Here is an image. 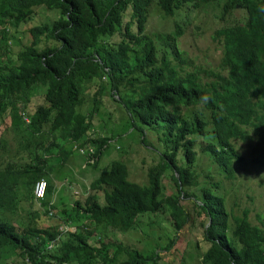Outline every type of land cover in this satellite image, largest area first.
Masks as SVG:
<instances>
[{
  "label": "trees",
  "instance_id": "16d2710c",
  "mask_svg": "<svg viewBox=\"0 0 264 264\" xmlns=\"http://www.w3.org/2000/svg\"><path fill=\"white\" fill-rule=\"evenodd\" d=\"M209 5L218 7L210 34L218 54L214 63L196 65L177 38L186 20ZM40 6L56 11L50 23H31ZM153 11L170 21L167 30H152ZM11 29L20 35L15 52ZM39 87L41 100L31 104L30 91ZM106 99L124 112L122 133L130 129L141 143L146 131L155 133L157 146L148 148L155 160L143 185L127 179L121 161L100 168L70 211L61 209L76 223L75 232L61 238L50 220H42L55 206L48 200L50 175L74 151L96 166L108 138L90 136ZM1 126L37 142L28 140L23 154L0 156V260L16 255L31 264H158L154 250L144 255L102 237L131 229L139 215L167 212L173 235L203 218L193 241L202 249V264H264V208L250 217L251 209L236 200L235 184L239 166L264 169V0H0ZM238 143L249 149L248 158ZM198 152L214 166L201 170V179ZM166 172L174 190L167 195L161 182ZM39 179L45 194L34 204L31 189ZM227 190L234 197L229 205ZM174 239L159 250L170 251ZM119 253L124 258L117 260Z\"/></svg>",
  "mask_w": 264,
  "mask_h": 264
},
{
  "label": "rangeland",
  "instance_id": "374dc122",
  "mask_svg": "<svg viewBox=\"0 0 264 264\" xmlns=\"http://www.w3.org/2000/svg\"><path fill=\"white\" fill-rule=\"evenodd\" d=\"M218 7L215 5H209L206 12L193 14L189 20L182 25L183 32L177 38L178 45L183 49L187 56L195 57L193 63L196 65H203L204 60L214 63L218 54V51L214 50L215 43L211 42L210 34L217 25ZM33 18L31 23H50L57 13L54 10H48L42 6L34 9ZM149 17L150 27L152 30L158 29L160 31L167 30V25H170L166 19L161 18L155 14ZM184 14L177 15L176 21L183 19ZM9 30V27H8ZM11 29L10 34L13 33ZM15 38L9 39L10 50L15 52L18 49L20 42V35L14 32ZM26 40L23 38L21 42ZM204 59V60H203ZM202 75V73H200ZM204 76V74L202 75ZM44 88L39 87L34 91H30L31 104H37L40 102V93ZM34 94V95H33ZM32 108V107H31ZM99 119L93 121L94 130L93 136L90 138H108V144L98 157L96 166L92 168L89 164H84L85 160L89 156L87 154H79L74 151L63 165L57 166L53 175H50V184L52 192L50 193L51 200H56L55 205L57 207H64L68 209L69 201L71 202L74 197L79 196L89 182L97 175L100 168L109 164L112 160H118L124 163L127 171V179L134 183L143 185L146 183V170L148 165L154 162V154L148 149L151 146H157L155 133L146 131L145 137L146 143H141L138 140L137 135L128 129L122 133L124 128L123 123L121 128L119 126L120 116L124 113L116 106L115 103L106 99L105 107H103ZM0 138L4 141V150H0V156L4 157L9 154H23V146L29 140L32 144L37 142V138L29 136V133L20 131L16 128H3L0 127ZM160 143V142H159ZM161 145V143H160ZM239 152L243 157H249V149L242 143H238ZM89 153L93 151L91 145H85V148ZM194 149H198L195 146ZM196 158V170H199V179L202 178L201 170L205 169V172H212L213 164L209 161L206 152H198ZM212 176V175H211ZM220 178L219 175H213V179ZM236 188L238 190L237 202L239 206H247L251 209L250 217H253L255 213H262L264 208V169L258 166H246L241 165L237 169L236 173ZM202 180H200L201 182ZM164 194L173 193V183L169 177V173H164L161 178ZM225 182V181H224ZM228 188V187H227ZM60 197V200H59ZM97 197L101 199L100 192L97 193ZM234 197L226 193V205L230 204ZM31 200V197H30ZM29 199H23L25 205L29 207ZM32 201V200H31ZM81 201V199H80ZM49 220H58L59 224L64 223V219L57 217L61 214L57 212L50 215V209L48 210ZM203 218H199L195 227L188 228L184 226L179 232L173 235V229L171 228V220L167 212L155 213V214H142L137 216L133 227L125 232L111 231L104 232L103 237L105 240L117 242L123 246H129L137 249L144 255H148L152 250L158 252L159 258L156 259L158 264H202L198 254L202 250L199 245L193 244V241L200 238L201 227L199 222ZM252 219V218H251ZM81 223V222H79ZM178 233V234H177ZM174 244L172 249L168 252L160 251L159 246L166 243L167 239L174 238ZM160 251V252H159ZM183 256V257H182ZM182 259L180 260V258ZM124 255L119 253L116 257L117 260L123 259ZM21 264V259L18 256L9 257L6 256L5 260H0V264ZM146 264H153L146 262Z\"/></svg>",
  "mask_w": 264,
  "mask_h": 264
},
{
  "label": "clouds",
  "instance_id": "9594fccd",
  "mask_svg": "<svg viewBox=\"0 0 264 264\" xmlns=\"http://www.w3.org/2000/svg\"><path fill=\"white\" fill-rule=\"evenodd\" d=\"M80 153L82 154V152H80ZM39 180H43V179H39ZM34 184H33V187L31 189V193H32V197H33V198L31 197V200L33 199L32 202L34 204H39V202L44 198L46 184H45V181H44L45 185H44V191H43V195L42 196H37L35 194V192L33 191ZM59 200H60V197H59ZM55 203H56V200H51L50 199V204H54L55 205ZM70 205H72V201L71 202L69 201V206ZM61 209L65 210L64 207H57L55 205L54 209H50V215L55 214L57 212H60ZM47 210H49V209H47ZM66 210L70 211L69 208L66 209ZM68 211H66V212H68ZM42 214L44 215V211H43ZM47 214H48V211H47L46 215H44V217L42 219V220H44V222L49 221V219H50ZM61 214H63L62 211H61ZM57 217H59V219H61V218L64 219V223L62 222V225H61V224H59L58 220H53V221L50 220V226H52V225L56 226L55 228L57 229L58 232H60L61 238H64V234H66L68 232H72V233L75 232V228H76L75 221H71V219H65L64 216L62 217V215H58ZM40 223H42V222H40ZM57 240H58V236L50 241V243L47 245V249L50 248V250H52L55 247V244H56ZM52 261H53V259H50V263H52ZM21 264H31V263L27 259V256H24L23 259H21ZM61 264H78V263L75 262V261H66V262H62Z\"/></svg>",
  "mask_w": 264,
  "mask_h": 264
},
{
  "label": "built area",
  "instance_id": "2783aa9c",
  "mask_svg": "<svg viewBox=\"0 0 264 264\" xmlns=\"http://www.w3.org/2000/svg\"><path fill=\"white\" fill-rule=\"evenodd\" d=\"M44 185L45 184L43 180H38L37 182H35L33 191L35 192L37 196L43 195Z\"/></svg>",
  "mask_w": 264,
  "mask_h": 264
}]
</instances>
